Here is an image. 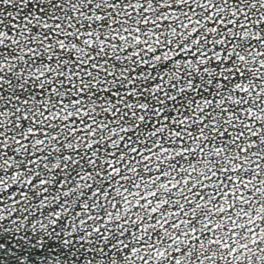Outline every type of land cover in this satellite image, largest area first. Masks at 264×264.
Segmentation results:
<instances>
[{"label": "snow or ice", "instance_id": "6c2138e0", "mask_svg": "<svg viewBox=\"0 0 264 264\" xmlns=\"http://www.w3.org/2000/svg\"><path fill=\"white\" fill-rule=\"evenodd\" d=\"M0 264H264V0H0Z\"/></svg>", "mask_w": 264, "mask_h": 264}]
</instances>
